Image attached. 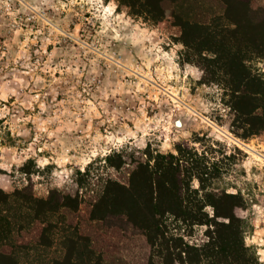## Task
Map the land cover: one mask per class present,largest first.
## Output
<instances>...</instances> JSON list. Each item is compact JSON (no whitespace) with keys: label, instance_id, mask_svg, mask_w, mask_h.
Wrapping results in <instances>:
<instances>
[{"label":"rangeland","instance_id":"1","mask_svg":"<svg viewBox=\"0 0 264 264\" xmlns=\"http://www.w3.org/2000/svg\"><path fill=\"white\" fill-rule=\"evenodd\" d=\"M236 24L255 41L264 38V0H0V184L28 197L11 202L19 215L15 245L0 249L14 251L18 264L60 257L57 243L37 241L45 219L89 237L95 252L83 253L86 264H147L142 230L117 214L91 219V204L107 179L127 181L133 158L172 153L176 161L180 146L219 171L202 193L247 199L232 209L246 223L245 244L264 262V129L241 136L228 103L231 74H212L207 65L218 56L200 49L212 42L207 29L228 45ZM243 63L264 79V57ZM113 151L122 153V166L109 165ZM198 188L193 177L190 189ZM66 194L77 210L51 203ZM30 196L45 200L34 207L42 208L40 220L21 206L33 205ZM22 216L30 219L19 228ZM167 224L166 236L206 239V225Z\"/></svg>","mask_w":264,"mask_h":264},{"label":"trees","instance_id":"2","mask_svg":"<svg viewBox=\"0 0 264 264\" xmlns=\"http://www.w3.org/2000/svg\"><path fill=\"white\" fill-rule=\"evenodd\" d=\"M241 25L248 24L245 22ZM241 25L236 24L229 32L228 45L217 40L219 32L216 29L212 32L207 29L203 36L212 42L200 49L218 56L211 59L212 67L209 66L210 63L207 65L212 74L223 72L224 75H232L229 81H225L230 90L228 103L240 121L236 127L243 128L241 136L248 137L264 129V79L252 73L243 60L254 54L264 57V38L255 41L256 36L249 30L240 29ZM200 39H203L202 36ZM241 48L245 51L244 55L241 54ZM194 49L199 50L197 46ZM224 52L228 56L234 54L237 60L231 64L223 63ZM177 149L179 157L176 161L172 153H158L156 157L148 153L149 158L146 160L133 158L135 165L126 182L107 179L97 201L91 204V219L102 220L110 214H117L125 218L121 220L140 228L150 246L147 264H264L245 244L246 223L232 209L233 206L246 207L247 199L239 193H202L205 186L210 187L219 177L218 169L212 167L213 170L209 171L205 162L201 163L202 160L194 159L189 154L187 157L180 146ZM150 158L154 159L153 163H150ZM106 159L109 165L116 168L126 162L122 153L116 151L112 155L108 154ZM182 161H191L193 168L185 165L181 167L179 162ZM193 177L199 182L198 189H190ZM199 191L201 195H198ZM67 197V194L60 195V199L53 196L50 201L56 208L69 207L77 210L79 203L69 202ZM18 198L28 200V197L19 195L18 191L7 193L0 188V248L15 245L11 232L18 225L16 219L19 215L11 212V209H15L11 202H16ZM30 202L33 205L23 202L21 206L35 212L32 220H40L42 208L34 207L42 206L45 200L31 197ZM207 206L212 208L211 214L206 210ZM24 218L29 216L18 218L22 221L19 228L24 227ZM169 221L180 222L189 227L206 225V239L200 244H189L182 234L166 236ZM40 222L43 225L38 243L45 247L57 243L62 250L60 257H52L48 264H86L87 260L82 258L83 253L94 254L89 237L81 234L78 226L70 224L68 227H59L57 223L45 219ZM4 260H7V264H18L14 251L8 253L0 249V264H5Z\"/></svg>","mask_w":264,"mask_h":264},{"label":"crops","instance_id":"3","mask_svg":"<svg viewBox=\"0 0 264 264\" xmlns=\"http://www.w3.org/2000/svg\"><path fill=\"white\" fill-rule=\"evenodd\" d=\"M0 188H3V186L0 184ZM92 207V206H91ZM91 209V208H90ZM91 218V217H90ZM178 263V262H177ZM176 264V263H175ZM180 264V263H179Z\"/></svg>","mask_w":264,"mask_h":264}]
</instances>
